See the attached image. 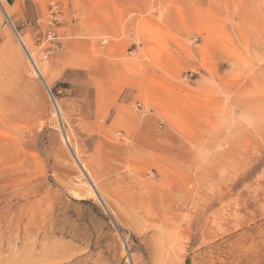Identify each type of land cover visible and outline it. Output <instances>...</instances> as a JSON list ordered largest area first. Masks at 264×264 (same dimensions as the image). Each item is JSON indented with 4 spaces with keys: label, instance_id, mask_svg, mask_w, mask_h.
I'll return each mask as SVG.
<instances>
[{
    "label": "rangeland",
    "instance_id": "rangeland-1",
    "mask_svg": "<svg viewBox=\"0 0 264 264\" xmlns=\"http://www.w3.org/2000/svg\"><path fill=\"white\" fill-rule=\"evenodd\" d=\"M0 264H264V0H0Z\"/></svg>",
    "mask_w": 264,
    "mask_h": 264
},
{
    "label": "bare ground",
    "instance_id": "bare-ground-1",
    "mask_svg": "<svg viewBox=\"0 0 264 264\" xmlns=\"http://www.w3.org/2000/svg\"><path fill=\"white\" fill-rule=\"evenodd\" d=\"M6 19H7V21L9 22V24L13 27V25H12V22H11V20L6 16ZM17 38L20 40V38H19V36H18V33H17ZM23 41V40H22ZM21 44H22V42H21ZM24 44V45H23ZM22 45L23 46H25L26 47V45H25V43H23ZM31 58V57H30ZM31 60L33 61V64H34V70L35 69H37L38 70V73H37V71H36V75H40V77H41V79H43V75H42V72H41V69H39L38 68V66H37V64L35 63V61L31 58ZM57 104V103H56ZM57 107H58V105H57ZM59 111H60V109H59V107L57 108ZM67 136V135H66ZM66 140L68 141V138L66 137ZM85 173V172H84ZM87 176V175H86ZM88 178H90V177H88ZM88 181V180H87ZM88 188H89V192H90V194H91V196H94V199H98V201L100 200L101 202L103 201V197L101 196V194L98 192L99 190H97V188L92 184V185H89L88 186ZM89 194V195H90ZM90 197V196H89ZM96 197V198H95ZM105 207V206H104ZM106 208V207H105Z\"/></svg>",
    "mask_w": 264,
    "mask_h": 264
},
{
    "label": "water",
    "instance_id": "water-1",
    "mask_svg": "<svg viewBox=\"0 0 264 264\" xmlns=\"http://www.w3.org/2000/svg\"><path fill=\"white\" fill-rule=\"evenodd\" d=\"M36 71L38 72V70L36 69Z\"/></svg>",
    "mask_w": 264,
    "mask_h": 264
}]
</instances>
